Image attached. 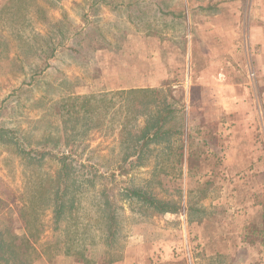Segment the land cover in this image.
Returning <instances> with one entry per match:
<instances>
[{"label": "rangeland", "instance_id": "rangeland-1", "mask_svg": "<svg viewBox=\"0 0 264 264\" xmlns=\"http://www.w3.org/2000/svg\"><path fill=\"white\" fill-rule=\"evenodd\" d=\"M221 10L262 12L264 0H29L20 12L13 3L1 1L0 128L15 132L13 142L0 143V225L24 236L18 210L28 200L33 181L62 168L49 156L40 168L34 160L30 163L16 150L15 138L36 145L57 132L59 157L71 155L78 178L98 173L78 193L80 215L94 226L97 241L103 242L105 227L99 202L109 199L116 208L121 232L112 254L121 257L118 264H264V248L242 242L245 228L263 221L264 82L257 76L248 79L255 128L240 132L236 142L229 132L219 139L212 124L194 114L184 86L190 40L201 38L198 24L211 21L203 15L216 19ZM183 13L191 19L178 16ZM52 47H57L55 55L46 60ZM248 66L237 69V76L255 71ZM139 88L156 91L147 94L151 111L154 100L160 111L167 104L164 97L174 102L175 112L164 113V130L171 135L150 143L142 163L121 174V125L131 119V128L135 119L120 107ZM103 95L115 104L105 110L103 124L87 116L81 134L67 139L73 126L68 121L66 130L62 117L70 119L72 108L84 113V98ZM117 109L121 111L115 119ZM144 121L141 117L137 125ZM132 188L172 200L181 210H147L129 196ZM42 218L44 238L51 240L59 232L53 231L50 207ZM103 246L91 258L98 259ZM56 255L45 264H77Z\"/></svg>", "mask_w": 264, "mask_h": 264}, {"label": "trees", "instance_id": "trees-1", "mask_svg": "<svg viewBox=\"0 0 264 264\" xmlns=\"http://www.w3.org/2000/svg\"><path fill=\"white\" fill-rule=\"evenodd\" d=\"M5 1L9 4L13 3V8L20 12L24 9L26 1L29 0ZM56 49L57 47L49 49L46 60L55 55ZM71 51L78 52L74 48ZM147 94L155 95L156 91H146L143 88L132 89L128 94L129 97L126 98V105L120 107L121 110L126 108V111L132 114L135 119V125L131 128L128 127L131 119H127L126 123L121 125V144L124 148L123 163L119 165L121 174L128 173L130 167L142 163L141 161L149 151L150 143L160 141L165 136L171 135L170 130H164V125L167 123L164 113L173 114L175 112L174 102L172 100L168 101V98L164 97L163 102L167 104L165 109L160 111L156 103L157 100H154V110L151 111L146 104ZM92 100L93 103H91ZM84 101L85 103L82 105L84 113L80 114L79 109L72 108L67 115L70 119L66 120V117H62L61 123L64 124L66 130L69 126L68 121L71 120L70 123L73 126L70 133L65 132L67 139H74L79 133L81 134V131L78 133V130L84 129L82 120L87 116L88 118L90 115L96 116V122L99 125L103 124L102 121L106 118L105 110L115 106L113 98L108 99L106 95L100 98L99 96L86 97ZM145 104L146 106H143ZM120 109L113 113L115 119L118 117ZM141 117H144L145 121L139 126L137 122ZM79 124L82 125L79 126ZM14 132L13 130L0 128V143L13 142ZM85 133L86 131L82 134ZM55 134L58 136L57 132H51L40 144H33L34 146L15 138L16 150L27 156L31 161L30 163L34 160L33 164L35 163L40 168L45 157L49 156L58 160L62 164V168L55 175L48 174L46 178L42 179L37 176L33 181L34 185L28 193V200L18 210L19 227L25 234L24 236L16 232H10V228H4L0 225V264H45L46 259L52 260L54 256H57L56 254L71 257L77 264H118L121 257L118 255L117 259H114L112 254L115 244L119 242L117 239L121 232L116 208L109 199L104 201V204L101 201L99 202L105 227L101 231L103 242L97 241L93 237L95 234L92 230L94 226L90 222L82 220L80 215L81 194L78 195V193L85 184H93V179L97 178L98 173L97 171L95 173L90 172L88 176H91V178L79 179L76 175L79 168L73 164L74 161L71 155L59 157L62 148L58 145V141L55 142ZM126 164L127 166H125ZM38 168H34V170H40ZM90 168L95 169L92 166ZM128 194L131 198H137L146 206L147 210L156 214H178L181 210L178 203L159 198L143 188H132ZM102 206L104 208H101ZM49 207L53 213V231L60 233L55 234L53 240L44 238L47 227L42 217ZM194 210L204 212L202 209ZM242 242L250 246L259 244L264 248V213L263 221L260 224L249 225L245 228ZM101 243L105 246V248L103 246L101 255L98 259L91 258V253L100 248ZM116 250L119 252V249Z\"/></svg>", "mask_w": 264, "mask_h": 264}, {"label": "crops", "instance_id": "crops-1", "mask_svg": "<svg viewBox=\"0 0 264 264\" xmlns=\"http://www.w3.org/2000/svg\"><path fill=\"white\" fill-rule=\"evenodd\" d=\"M216 15V19L203 15L211 21L198 24L201 38L190 40L184 86L194 114L202 122L212 124L219 139L229 132L236 142L240 132H252L255 128L252 122L256 114L248 102V79L257 76L264 82V11L247 14L221 10ZM178 16L191 19L186 13ZM250 63L255 74L248 70V76H237V69H248Z\"/></svg>", "mask_w": 264, "mask_h": 264}]
</instances>
